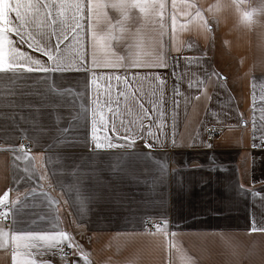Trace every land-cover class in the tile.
Listing matches in <instances>:
<instances>
[{"label": "crops", "instance_id": "crops-1", "mask_svg": "<svg viewBox=\"0 0 264 264\" xmlns=\"http://www.w3.org/2000/svg\"><path fill=\"white\" fill-rule=\"evenodd\" d=\"M162 2L0 6L5 68L69 37L0 73V264H264V0Z\"/></svg>", "mask_w": 264, "mask_h": 264}, {"label": "snow or ice", "instance_id": "snow-or-ice-1", "mask_svg": "<svg viewBox=\"0 0 264 264\" xmlns=\"http://www.w3.org/2000/svg\"><path fill=\"white\" fill-rule=\"evenodd\" d=\"M42 2V0H41ZM0 6H3L2 10H7L8 7V0H0ZM161 8L164 7V4L161 0V3L159 5ZM44 7H47V4H44ZM143 11V9H141ZM19 16V13H17ZM199 15V13H197ZM250 18L249 16L246 17V19ZM77 28L80 27L79 23L76 25ZM24 25H21L20 28H17L15 30V36L18 39V42L22 45H25L26 47L33 49L36 52H40L42 55L46 56L49 61H52L53 63L51 65H45L41 60L32 58L28 56L27 53H23L26 57L25 64L23 65H10L8 68L3 67L2 64H0V73H11L13 75L17 74L18 71H26V72H33V71H41L44 73L48 72H56V71H65L67 69L63 68L61 65L63 61L58 59V57L55 55V51L60 48V44L63 40H67L69 37L67 34H65L63 31L61 32L60 36L57 37L55 45L49 42L50 37L48 35H43L40 40H36L34 36L30 32H25ZM5 31V29L0 28V32ZM55 35V33H53ZM78 35V33H77ZM31 37V39H29ZM35 66V67H33ZM108 147H117L118 145L109 144ZM130 147V145H127ZM97 148H100L101 145L97 144ZM64 235V234H62ZM66 238V237H65ZM72 246L71 240H69V245ZM43 253H41L42 255Z\"/></svg>", "mask_w": 264, "mask_h": 264}, {"label": "built area", "instance_id": "built-area-1", "mask_svg": "<svg viewBox=\"0 0 264 264\" xmlns=\"http://www.w3.org/2000/svg\"><path fill=\"white\" fill-rule=\"evenodd\" d=\"M217 133H218V130H217L216 126H214V125L207 126V128H206V138H207L208 141H211L216 136ZM21 143L24 146L29 147V143L26 142L25 140L22 139ZM0 211H1V208H0ZM8 218H9L8 216H5V220H8ZM163 223L164 222L162 220L153 219L151 217H147L144 220V225L148 229H154V228L160 227V226L163 225ZM70 252H71L70 246L65 245L64 246V253L67 255V254H70Z\"/></svg>", "mask_w": 264, "mask_h": 264}, {"label": "clouds", "instance_id": "clouds-1", "mask_svg": "<svg viewBox=\"0 0 264 264\" xmlns=\"http://www.w3.org/2000/svg\"><path fill=\"white\" fill-rule=\"evenodd\" d=\"M247 15L249 16V14H247ZM241 22L244 23L245 21L242 20Z\"/></svg>", "mask_w": 264, "mask_h": 264}, {"label": "rangeland", "instance_id": "rangeland-1", "mask_svg": "<svg viewBox=\"0 0 264 264\" xmlns=\"http://www.w3.org/2000/svg\"><path fill=\"white\" fill-rule=\"evenodd\" d=\"M26 141V140H25ZM26 147V146H25Z\"/></svg>", "mask_w": 264, "mask_h": 264}]
</instances>
